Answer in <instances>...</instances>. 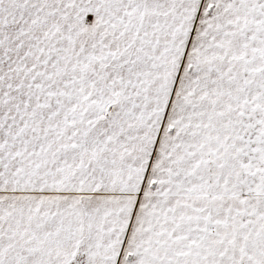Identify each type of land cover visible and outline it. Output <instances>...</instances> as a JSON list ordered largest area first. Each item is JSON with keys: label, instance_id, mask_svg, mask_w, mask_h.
<instances>
[{"label": "snow or ice", "instance_id": "1", "mask_svg": "<svg viewBox=\"0 0 264 264\" xmlns=\"http://www.w3.org/2000/svg\"><path fill=\"white\" fill-rule=\"evenodd\" d=\"M0 264H264V0H0Z\"/></svg>", "mask_w": 264, "mask_h": 264}]
</instances>
